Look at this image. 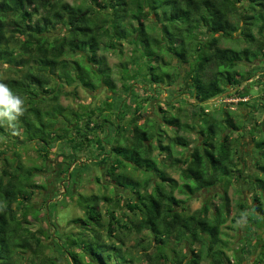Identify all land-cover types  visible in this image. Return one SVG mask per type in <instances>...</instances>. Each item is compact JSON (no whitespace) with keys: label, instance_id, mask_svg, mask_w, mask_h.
Returning <instances> with one entry per match:
<instances>
[{"label":"trees","instance_id":"1","mask_svg":"<svg viewBox=\"0 0 264 264\" xmlns=\"http://www.w3.org/2000/svg\"><path fill=\"white\" fill-rule=\"evenodd\" d=\"M153 15L155 27L151 28L147 20ZM255 27H258L260 36L255 34ZM238 36L249 43L243 50L220 45L223 38L237 39ZM123 40L133 42L140 55L131 67L121 66L124 71L122 91L126 95L116 91L112 69L104 54L118 49ZM253 43H259V47H250ZM249 54H253L254 59L261 54L264 56V0H81L77 3L67 0H0V63L3 67L0 69V83L24 101L25 109L24 114L11 123L7 117L0 116V136L13 148L24 145L25 141L34 142L45 162L49 161L52 149L59 150L56 147L62 146L64 159L69 162L65 164L67 161L63 159L62 163L72 170L67 177L73 176L79 159L81 163L85 162L81 167L88 168L81 155L88 153L89 144L95 139L100 146L98 151L102 161L90 163L99 167L106 161L110 164L106 168L107 175L117 179V186L135 185L133 200L127 206L142 218L140 227L151 231L154 238L150 243L155 244L148 248L140 240V258L129 256L127 249H123V237L117 234L129 226L116 217L113 208L108 211L110 221L106 236L117 238L119 244L103 241L101 212L99 206H94V209H86L85 217L70 222L80 229L77 233L64 234V248L60 246L61 237L50 246L41 237L42 230H32L26 225L31 210L35 218L41 214L31 206L34 191L27 186L38 187L30 181L39 168H29L19 159L5 156L0 173V264H59L56 253H47L50 247L70 258V264H85L86 261L88 264H168L172 244L175 247L171 250L173 264H202L206 259L208 264H236L235 259L242 262L238 251L234 255L226 251L227 242L223 237V226L229 219L226 201L229 186L234 179L243 176V168L239 162H234L232 155L230 136L233 127L238 126L231 115L226 113L227 116L221 119L209 118L204 105L203 111L194 112V116L200 117L198 134L202 139L190 151V159H175L179 164H186L182 169L184 182L180 185L165 174L159 167L160 160L153 157L149 132L133 119L130 121L133 135L121 138L124 131L122 120L119 117L112 120L111 112L122 115L123 108L129 103L118 104V101L138 98L134 90L142 92L146 101L154 99L153 95L162 93L157 90H164L159 83L166 81L170 85V82H176L181 66L185 64L190 66L192 95L200 103L229 90H234L233 95L244 97L247 91L242 90L245 87L237 66L243 60L250 61ZM168 56L171 58L169 62L165 58ZM3 70L17 75L4 78ZM77 80L79 85L91 91L109 86L112 101L106 100L102 103L104 106L95 108L90 103H81L77 109L61 104L65 84L72 85ZM110 89L107 88L106 94ZM101 116L103 120L99 122ZM163 121L174 127L176 134L170 144H160L161 149L170 153L174 145L188 146L187 138L178 131L187 129L189 124L183 123L176 114L164 115ZM108 128L117 134L112 139L118 142L111 154L102 152L107 143L103 137L107 132L112 135ZM261 132L259 138L253 136L259 149L255 174L248 181L252 184L253 198L251 202H240L237 214L253 233L257 232L253 227L258 230L264 226V131ZM20 133L25 140L20 139ZM127 159L131 160L134 170L151 173V176L144 175L142 180L128 178L121 172L127 168ZM151 183V191H141L148 189ZM167 184L172 187V192L181 188L188 197L201 192L205 197L203 205L196 211L187 212L186 206L182 205L184 200L170 201L172 192H168ZM216 187L222 188L219 193L222 206L213 210V197L207 193ZM14 203L17 206H13ZM46 204H49L47 200ZM247 208L251 209L245 212ZM89 236L98 241L97 247L85 246ZM79 238L82 240L76 241ZM253 245L255 249L261 247L259 253L263 254L261 260L258 256L255 264H263L264 236L259 235ZM182 247L186 248L184 253L180 252ZM151 248L153 250H149ZM81 252L86 254V261L78 257Z\"/></svg>","mask_w":264,"mask_h":264},{"label":"rangeland","instance_id":"2","mask_svg":"<svg viewBox=\"0 0 264 264\" xmlns=\"http://www.w3.org/2000/svg\"><path fill=\"white\" fill-rule=\"evenodd\" d=\"M67 1L70 3H77L81 0ZM147 24H149L151 28L155 27V15L151 16L147 20ZM257 30L258 27H255V34L260 36ZM238 33L239 32L236 34ZM220 45L222 47H231L234 50H243L249 45V43L238 36L237 39L223 38ZM135 46L136 45L133 42L130 43L123 40L119 44L118 49L106 51L104 53L107 58V63L112 69L111 76L115 82V86H117L116 91L120 94H127L122 91L124 86V71H122L121 66L125 64L128 67H131L132 64H134V59L138 60V58H140L139 52L135 51ZM250 47L257 49V47H259V43H253L252 46L250 44ZM249 57L251 59L250 61L243 60L239 62L240 64L237 66V71L240 73L239 77L243 80L242 85L245 87V89L242 90L247 91V94H245L244 97L240 94L233 95L232 93L234 90H229L204 104L200 103L195 96L192 95L191 88L189 86L191 76L188 72L190 66L185 64L181 66V73L176 82H170V85H168L166 81H161L159 83L164 90H157V92L162 93L159 95H153L154 99L150 98L149 101H146L143 99L145 95L142 92H135L136 90H134V94H136L138 98L134 99L133 97H128L127 99L125 98V100L118 101V104L127 102L126 105H128L129 103V106H126L125 108L121 105V107L125 109V112L122 115L117 116V114H114V111L111 112L112 120H116V117H119L122 120L124 131L120 135L122 136L121 138H123V136L131 137L133 135V128L130 123L133 119L136 120L142 128L149 132L150 141L153 144V157L160 160L159 167L165 171V174L170 178L177 180L180 185L184 182L182 178V169L186 166V164H179L175 161V159L180 158L181 160H186L189 158L192 148L196 144H199L202 139L198 134L200 129L198 121L200 120V117L194 116V112H201L203 111V108L206 107V111L209 112V118L214 117L221 119L227 116L226 113L231 115L236 126L240 128V130H238V127L232 126L233 129L231 127L233 130L230 136V140L232 142V155L234 154V162H239L240 168H243V176L239 177L238 180L234 179L233 184L229 186L228 194L226 196L229 208V219L223 226V237L227 242L225 249L229 254L234 255L236 251H238L237 254L242 262H237L238 260L235 259L236 264H254L258 256H260L258 260H261L263 256V254L260 255L259 253L261 247L255 249L253 243L259 235L262 234L264 236V226L258 230L256 227H253L257 231L256 233H253V230L249 229L246 223L237 217L238 204L246 201L251 202L253 198L252 184L248 181H250L249 179H253L255 174L256 157L259 154V149L254 143L253 136L259 138L262 133L261 130L264 131V75L260 76L264 73V56L261 54L259 58L254 59L253 54H249ZM165 58L168 62L171 61L169 56ZM175 62H178V60ZM6 65L4 67H6ZM0 69H3L2 63H0ZM215 69L216 68L214 67L213 70L215 71ZM253 74L256 75L248 79ZM2 75L4 78L16 77L17 73H11L10 71L3 70ZM96 77L100 78V76ZM79 84V80L74 82L72 85L65 84L63 94L60 97L61 104L77 109L80 107L81 103H90L91 106L95 108L98 106H104L102 103L106 100L112 101L110 96L112 91L109 86L91 91ZM107 88H109L110 91L106 94ZM188 100L195 103L191 104L186 102ZM140 105V110L135 111V108ZM115 108L116 106L113 107V109ZM106 110L107 112L110 111H108V109ZM168 114H176L183 123L185 122L189 124L187 129H180V131H178L179 135L187 138L188 146L174 145L172 146V152L170 153L168 151H163L160 147V144L164 146L170 144L174 138L173 136L176 134L174 130L175 128L166 125L163 121L164 115ZM102 120L103 116L100 117L99 122ZM108 131H110L112 135H109L107 132V135L103 137L105 143L107 142L104 144L105 150L102 149V152H105V154L113 153L112 148L118 143L114 142L112 139L114 136L116 138L117 134H115L110 128H108ZM20 139L25 140L22 133H20ZM123 143L126 144V142H122L121 144ZM61 147L62 146L56 147L59 148V150L55 148L52 149L49 154V161L45 162L39 156L37 151L38 147L34 142L26 143L25 141L24 145H18L17 148H13L9 141L4 139L3 136H0V151L3 152L0 154V173L4 162L3 157L5 156H10L12 159H19V161H22L23 165L29 168H39V170H35V173L30 181V184H35L38 187H32V185L27 186L28 189L34 191V194L30 199L31 206L38 209L41 214L39 218H35L34 213L31 210L27 217L28 223L26 225H28L32 230H42L44 234L40 233L41 237L47 244L52 246L56 239L58 240L59 237L63 239L64 234L67 232H79L80 227H76L75 224L70 223L74 218L85 217V212L88 207H92L91 209H94V206H99L101 221L104 225L102 232L104 233L103 235L105 236V240L103 241L109 243H114V241H116L119 244L117 238L111 237V239H109V237L106 236V228L110 221L108 211L113 208L115 210L116 217L121 218L122 222L127 223L129 226L128 229H123V232L117 233L121 234L124 239L122 243L123 249H127L125 251L129 256L134 255L135 257L140 258L142 254V249L138 244L140 240H143L144 244L148 246V248L152 247V245L154 246L155 244L150 243L154 238L151 231L140 227L142 218H140L127 206V203L133 200L132 190H135V185L126 184L125 187L117 186V179H115L112 175H107L106 168L110 164L108 162L106 163V161L101 163L99 167L90 163L93 160H98L99 162L102 161L100 160L102 159V156L99 155L98 151V149L100 150V146L97 144L95 139L90 142L88 153L81 155L82 160H85L86 164H88V168H82L81 165L85 162L81 163L79 159V165L75 168L76 171L72 173L73 176L69 175L67 177V174H69L72 170L68 169L65 165L69 162L64 159L65 155L62 153L64 151H62ZM68 151L72 150L68 149ZM120 157L122 158L123 156L121 155ZM109 158V162L111 163V157ZM63 159L67 161L64 162L65 164L62 163ZM126 162L128 164L127 168L121 172H124L128 178H131L132 180H142L147 175L151 176V173L142 174L141 172L134 170V167L131 165V160L127 159ZM72 168L73 167H71V169ZM84 170L86 172H84ZM119 172L120 171H117V173ZM235 176H238V174ZM152 185L153 183L149 185L148 189H141V191H151ZM166 187L168 192H172L170 184H167ZM180 189L181 188H176L173 190L171 193V202H174L176 198L184 200L182 205L186 206L187 212L196 211L203 205L205 197L201 192L188 197ZM221 192L222 188L216 187L207 193L209 197H213V210H215L216 207L222 206V199L219 196V193ZM46 200L49 204L45 205ZM13 206H17V203H14ZM250 209L247 208L245 212H248ZM44 214L47 217L44 218ZM254 222L256 225L260 224L257 219H255ZM117 225L119 226V224ZM65 238L67 237L65 236ZM170 238L171 237H168L167 240H170ZM80 240L82 239H76V241ZM58 243L60 244V242ZM64 243L65 241L63 239L60 244L63 248L65 247ZM87 245H90V248H95L98 246V241L95 237L89 236V239H87L85 243V246ZM74 247L77 248L76 246ZM171 248L172 249L168 251L170 254L168 264H173V257L171 256L172 251L175 250L173 244L171 245ZM54 249V247H50L47 249V253H56L55 257L58 259L59 264H70V258L62 256L60 253L54 251ZM149 250H153V248ZM185 251L186 248L182 247L180 252L184 253ZM64 255L68 257L70 254ZM85 255V253L81 252L78 257L83 258V261H86L84 260V257L87 258ZM139 260L141 262V259ZM208 263V259L202 262V264ZM85 264H88V261H86Z\"/></svg>","mask_w":264,"mask_h":264},{"label":"clouds","instance_id":"3","mask_svg":"<svg viewBox=\"0 0 264 264\" xmlns=\"http://www.w3.org/2000/svg\"><path fill=\"white\" fill-rule=\"evenodd\" d=\"M24 101L12 94L11 90L0 83V116L7 117L9 123L16 121L24 114Z\"/></svg>","mask_w":264,"mask_h":264},{"label":"flooded vegetation","instance_id":"4","mask_svg":"<svg viewBox=\"0 0 264 264\" xmlns=\"http://www.w3.org/2000/svg\"><path fill=\"white\" fill-rule=\"evenodd\" d=\"M255 264V263H254Z\"/></svg>","mask_w":264,"mask_h":264}]
</instances>
